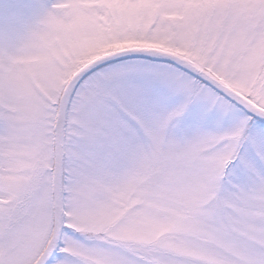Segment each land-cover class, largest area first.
Returning <instances> with one entry per match:
<instances>
[{"label": "snow or ice", "instance_id": "obj_1", "mask_svg": "<svg viewBox=\"0 0 264 264\" xmlns=\"http://www.w3.org/2000/svg\"><path fill=\"white\" fill-rule=\"evenodd\" d=\"M0 264H264V0H0Z\"/></svg>", "mask_w": 264, "mask_h": 264}]
</instances>
